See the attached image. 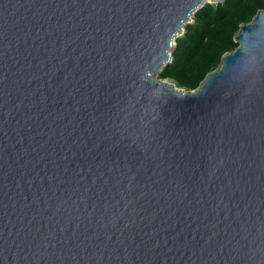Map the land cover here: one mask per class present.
Returning a JSON list of instances; mask_svg holds the SVG:
<instances>
[{
  "label": "water",
  "instance_id": "1",
  "mask_svg": "<svg viewBox=\"0 0 264 264\" xmlns=\"http://www.w3.org/2000/svg\"><path fill=\"white\" fill-rule=\"evenodd\" d=\"M225 1L0 0V264H264V10L159 79Z\"/></svg>",
  "mask_w": 264,
  "mask_h": 264
},
{
  "label": "trees",
  "instance_id": "2",
  "mask_svg": "<svg viewBox=\"0 0 264 264\" xmlns=\"http://www.w3.org/2000/svg\"><path fill=\"white\" fill-rule=\"evenodd\" d=\"M260 10H264V0L207 4L177 38L172 63L159 79L172 81L185 90H196L220 66L222 56L237 48L234 37L240 26L252 22Z\"/></svg>",
  "mask_w": 264,
  "mask_h": 264
},
{
  "label": "bare ground",
  "instance_id": "3",
  "mask_svg": "<svg viewBox=\"0 0 264 264\" xmlns=\"http://www.w3.org/2000/svg\"><path fill=\"white\" fill-rule=\"evenodd\" d=\"M178 36H179V35H178ZM167 82L170 83V84H172L174 87H177V85H176L174 82H172V81H168V80L165 81L166 84H167Z\"/></svg>",
  "mask_w": 264,
  "mask_h": 264
},
{
  "label": "rangeland",
  "instance_id": "4",
  "mask_svg": "<svg viewBox=\"0 0 264 264\" xmlns=\"http://www.w3.org/2000/svg\"><path fill=\"white\" fill-rule=\"evenodd\" d=\"M193 22V18L191 20V22L189 24H191ZM184 33V32H183ZM183 34H180L179 37H181ZM174 50V49H173Z\"/></svg>",
  "mask_w": 264,
  "mask_h": 264
}]
</instances>
